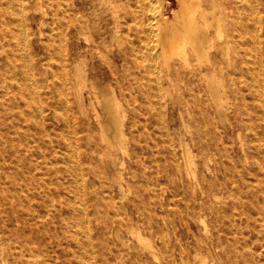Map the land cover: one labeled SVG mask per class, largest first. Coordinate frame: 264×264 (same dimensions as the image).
Listing matches in <instances>:
<instances>
[{
  "label": "rangeland",
  "instance_id": "obj_1",
  "mask_svg": "<svg viewBox=\"0 0 264 264\" xmlns=\"http://www.w3.org/2000/svg\"><path fill=\"white\" fill-rule=\"evenodd\" d=\"M50 1L41 0V6L38 0L25 1L29 38L35 53L39 51L40 40L42 47L51 34L52 15L48 17L46 12L55 11L51 5L55 0ZM131 1L133 5L124 0L120 6L123 46L129 48L134 42L143 64L150 63L148 54L157 56L158 71L147 74L131 68L127 73L138 78L144 76V80H150L154 86L163 87L165 93L171 91V81L162 64L159 37L174 19L173 9L178 8L179 0ZM226 1L203 0L215 44L218 42L215 19ZM133 6L137 13L134 22L130 16ZM258 6L261 12L257 14L260 18L257 28L264 39V0H258ZM33 12L38 21L35 24ZM54 17L56 19L57 15ZM226 17L231 24V15L227 13ZM107 18L106 27L111 33L113 19ZM39 23L41 38L38 37ZM87 33L83 31L74 43L85 46ZM107 37L111 39V34ZM94 40H99L97 34ZM122 62L116 71L118 77L123 72ZM170 74L179 95L176 105L169 101L161 107L155 98L153 108H149L139 87L134 89L138 100V128L127 156L120 154L125 161L121 190L112 180L115 168L103 163L97 168V176L88 174L95 183L93 194L89 192L90 179L86 176L80 190L83 200L76 199L77 191L70 188L63 171L55 174L49 170L46 178L57 176L60 181L49 180V184L41 185V175L47 172L54 149L62 143L55 131L59 123L48 121L43 126L33 119L0 122L2 131L13 125L20 126L15 138L29 149L21 161L12 156L9 142L2 143L0 149V264H182L193 263L198 255L202 258V254L207 264H264L258 199L250 181L253 163L249 158L243 161L244 153L239 150L237 138L243 123L230 119L234 127L221 130L226 146L233 144L234 147L231 156H223L219 151L222 145L212 140L213 133L208 131L204 138L201 126L190 113L191 110L198 112V108L186 89L189 71L173 62ZM11 81L7 77V84ZM48 92L46 88L41 89L44 98ZM12 105L17 104L8 103L0 108ZM21 105L25 113H30L28 106ZM14 112L17 113V109ZM47 116L50 120V115ZM245 133L242 132L247 136ZM179 141L193 154L195 179L187 175ZM236 200H239V208ZM81 209L87 216L75 219L82 214ZM71 210L75 215L70 214ZM117 228L124 242L115 237ZM135 231L150 242V247L146 248L138 240Z\"/></svg>",
  "mask_w": 264,
  "mask_h": 264
},
{
  "label": "bare ground",
  "instance_id": "obj_2",
  "mask_svg": "<svg viewBox=\"0 0 264 264\" xmlns=\"http://www.w3.org/2000/svg\"><path fill=\"white\" fill-rule=\"evenodd\" d=\"M25 1L0 0V105L17 104L0 108V122L33 119L43 126L48 121L59 123L55 131L62 143L54 149L47 172L43 171L41 175V185L49 184V180L60 181L57 176L47 179L45 175L49 170L55 174L63 171L70 188L77 191L76 199L81 200L83 193L80 190L86 176H97V168L103 163L115 168L112 180L121 190L125 161L120 154L128 153L138 128V100L134 89L139 87L149 108H153L155 98L161 107L169 101L176 105L179 95L170 74L175 62L190 74L186 77V89L198 108V112L191 110L190 113L201 126L204 138L208 131L213 133L212 140L216 145H222L219 151L223 156H231L234 147L233 144L229 148L226 146L221 132L234 127L230 119L243 123L237 133L239 150L244 153V162L249 158L253 163L250 181L255 186L264 236V39L257 28L260 21L257 14L261 12L258 0H227L220 7V15L215 19L217 44L203 0H179L178 8L173 9L174 19L159 37L162 64L171 81V91L166 93L163 87L144 80V76L128 75L131 68L147 74L157 73L158 57L148 54L150 63L143 64L134 42L129 48L123 46L120 6L124 0H90L89 3L87 0H55L51 5L56 12H46V16L52 15L50 37L42 47L40 40L36 53L32 51L29 38ZM126 1L133 5L131 0ZM38 2L41 6V0ZM131 8V21L134 22L137 13L134 6ZM227 13L233 20L231 24L227 22ZM31 16L33 23H37L34 12ZM109 16L113 19L111 33L106 27ZM38 26V37L41 38V23ZM83 31L88 32L84 40L86 45H76L74 41H78ZM94 34L99 40H94ZM120 61H123L120 65L123 72L118 77L116 71ZM7 77L12 79L9 84ZM42 88L49 90L45 98L41 94ZM21 103L31 109L30 113L21 109ZM16 109L17 113L14 112ZM159 115L164 118L162 112ZM19 127L13 125L6 131L0 130V149L2 143L9 142L13 148L12 156L21 161L29 149L22 147L15 138ZM243 131L248 135L244 136ZM180 147L187 175L194 178L193 154L182 142ZM89 179V192L93 194L95 183ZM235 205L239 208V200ZM113 206L117 207V204ZM73 211H70L71 215H75ZM81 213L75 219L87 216L82 209ZM237 215L241 216V213L237 212ZM139 232L135 231L134 235L146 248L150 247V242ZM115 237L122 241L118 228ZM197 258L193 263L182 264H207L203 254L202 258Z\"/></svg>",
  "mask_w": 264,
  "mask_h": 264
}]
</instances>
